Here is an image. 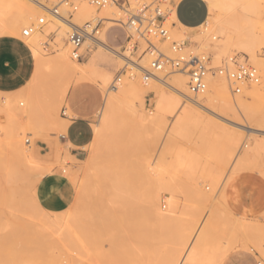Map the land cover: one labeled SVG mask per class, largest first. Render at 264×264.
Here are the masks:
<instances>
[{
  "label": "bare ground",
  "instance_id": "1",
  "mask_svg": "<svg viewBox=\"0 0 264 264\" xmlns=\"http://www.w3.org/2000/svg\"><path fill=\"white\" fill-rule=\"evenodd\" d=\"M76 5H77V10L73 15L74 23L87 19L93 13H96L95 11L96 9L88 5L85 1H79V4ZM115 6L116 5L114 4H110L102 8V10H99L101 11L100 12L101 17L99 16L95 18L105 19L107 23H109V26H107L104 29L102 34H100L101 36L97 37L96 40L94 41L86 40L84 42L83 45L87 46V49L90 48L93 43H96L98 45L97 47L99 48L98 49L96 48V50L93 51V53L90 55V58L86 62L79 63L76 62L75 59H72L70 57V46L66 41L67 30H68L67 25L61 23L58 19L47 15L41 6L36 5L33 2L29 1V3L26 4L23 2V0H0V31L7 33V35L18 36L19 30L22 26H25V28L26 27L31 28L30 35L28 37H22V38H24V40L29 44V47L32 50L33 55L35 57V68L32 77L27 82V84L23 88L15 92H9V93L0 92V138L4 135L3 137L5 139V144L7 143L8 144L7 146H9V148L12 149L13 152L16 153V155H18V157L23 161L24 165L27 166L28 169H30L33 172V176H32L33 179L29 180V184L27 183L28 185L27 192L29 194L28 206L33 211V215H29L28 219L31 222H38L40 224L48 225L49 231L53 233V237L55 235L57 236L56 238L58 237L61 238V236H63L65 238L64 242H67L66 237H68L70 241L67 243H69L68 245L71 246V250L73 254L72 255L73 264H100V262H102L101 260L99 262L101 249L99 250V246H98L99 238L97 240V237H99L98 229L100 225L99 223L100 211L98 212L96 211L98 215L97 214L94 215L92 212V214L95 216L94 219V216L90 213L91 210L87 212L85 207L78 204L80 202L78 201L77 207H75V210L73 212H69L65 214V216H62L61 213L55 216L54 218L50 219L48 213L42 210L41 207H39V205L37 204L34 196V189H35V184L40 180V178L43 176L44 171L46 170L43 168L44 161L46 159L40 156L36 152L35 140L36 138L37 139L40 138V137L38 138V136L43 135V134L41 135L40 133V131H42L43 129L41 122H43V125L46 124L47 125V126L45 125L46 127H51V125L54 126V122H53L54 119L49 115L48 116L49 119L51 118L49 121L48 117H46V115H48L46 112H50L51 109H53L56 102L58 103L57 105L59 104L62 105V103L65 105V97L67 91L70 88V86L74 83L73 80L75 76L78 77V79L75 82L82 81V79L90 80L93 78H99L98 80H100V82L103 85L106 86L109 85L108 90H106L107 93H109L108 92L109 89L117 91V88L121 87L124 93L135 95L138 98H141L143 93H145L146 90L150 88L160 95V99L157 104L158 110H160L163 113H169V114H172L174 111L178 109L180 110V114L176 120L175 127L174 128L172 127L174 130L170 129V131L173 130L172 131L173 133L175 132L179 133L180 131L186 128L189 129L192 127H196L204 122H209V123L211 122L213 126L215 125L220 129V132H222V136L225 137L227 134L228 135L230 134V138L228 137L229 139L226 141V146L223 147L221 151L222 161L229 164V168L227 172L225 173L224 177H222L221 171H217L215 175L209 176L210 182L209 184L207 183L208 185L204 187L202 185V181L203 183L205 182L206 179L205 177L204 180L202 179V181L192 182L191 180L192 183H188L187 185H185L186 190L184 193L185 197L183 201V210H189V212L192 211L190 214L191 218H190L189 227L178 238L175 246L171 250L166 252V255L163 256L165 258L163 259V257H161V259H163L164 261L159 260L160 259L159 258L158 261H160V263L157 262L156 264H221L224 257L230 251L236 249L235 243L238 242L239 239L236 238L238 236L237 232L240 231L241 233H243V235L242 234L241 235L244 236L243 238H245L247 232L248 234H251V231H253V228L250 230V227L254 225V220L252 217L249 216L251 212L248 208L241 206L240 212L235 214L233 213L239 202V196H238L239 187L236 180H237V174L240 172L237 173V171L239 169V166H241L240 164H242L246 160L247 163H250L248 164L250 166H252L253 163L255 164L254 160L253 161L250 160L249 162L248 160L250 157L258 155L264 149V144L260 140L243 138V136L239 132L234 133V131L225 127L224 125H219L218 123L214 122L215 120L213 121L211 117H208L207 115H206L207 117H205L204 114L207 113L209 114V116L211 115L215 119L221 121V123L229 125L230 127H235V129H236V126H234L235 124L241 125L237 122L241 116L248 121L249 120L254 121V119L247 113L245 104L240 97L236 99L234 102L231 101L225 81L221 77L216 76L215 73L208 74L206 76L205 82L207 85L206 87L207 90L205 89L206 91L205 104L201 103L198 99H193L188 94V90H187L188 81L186 79L187 75L185 73H181V72H179V74L174 73L165 79V76H161L162 72H157L155 76H151L149 77V79L145 80L143 78V75L142 76L140 75V73H143L144 69L148 68V64H149V56L147 54L142 53L144 47L140 45L139 54H141L142 57L140 60H138V57L134 58V56H131L132 49L130 43L127 45L126 50L122 52L120 51L121 48L118 49L110 46L106 40L107 29L113 27L114 25L117 24L119 25L120 23L119 21H121L117 18L118 12ZM210 11L211 10L209 8V12ZM38 14H41V16L46 15L47 23L45 25L43 26L38 25L37 19L39 17L36 18ZM33 19H35L36 21H34ZM179 25L183 29L197 30L200 29L203 25L211 26V19L208 17L205 23H203L202 25L196 28H188L181 25L180 23ZM50 34L54 35L53 39L57 45H55L56 51H54L53 53L54 55L46 58L42 54L43 51L42 44H43V40L44 39L46 40ZM46 41H50V40L47 39ZM233 44L234 43L232 39L227 38L221 42L222 45L221 49L224 51L226 50L228 51L230 50ZM43 46L45 47V45ZM102 51H106L108 54ZM119 60L126 63V65L129 64L132 67H134L137 70V72H134L137 73L136 74L137 76L136 77L133 76V72L131 71L132 74H130V79L125 77V79H122V81L124 80L122 84H118L116 82L117 84H113L111 86L110 83L112 79L111 78L112 73L110 74V70L115 68L117 65L122 64L121 62H119ZM46 74H52L55 76L54 77L55 79L54 81H52L51 85H49L50 83L47 85L43 83L45 81V80L43 81L44 78L43 76ZM139 77L142 78L144 84L139 82L138 80ZM50 78L52 79V77ZM120 80L121 79H118L117 81L119 82ZM261 88L262 86L261 87L253 86L252 89L248 91V95L250 97L257 96L261 92ZM122 98H123L122 96L114 97V96H110L109 94L106 95L105 97L103 107L99 112L100 115L102 113L101 122L98 125H96L94 129V138L91 143L92 152L85 164V169H84L85 179L82 182L81 189L79 191V193H81L79 197L81 196L83 197V195H89L91 194V192L92 195L93 194L96 195V190L99 189L100 183L104 182L109 187V192L107 193V197H106L107 209L111 210L113 208L112 206H114L116 212L118 209L116 207L119 206L121 202L128 199L129 197H133V195L136 193L135 189L132 187L134 191L132 190L131 188L132 183L129 184V182H127L125 178L123 180V178L121 179L116 174L117 170L115 166L118 165L114 164L115 166L113 168L112 164L111 167L110 164L106 165L103 162L101 164L100 163L101 161H99L100 164H98V161L97 160L95 161V159H97L96 156H98L97 154L99 152H101L102 155L100 157L98 156V159H101L103 157L104 155L103 150H105L102 148L103 146L107 147V145L109 146L111 145V143H113L111 141V143L108 144V142H110L111 132L112 130L114 131L115 122L113 120L114 118L113 114H114V109L117 107V103L122 102L121 101ZM181 99H183V101ZM57 105H55L56 106L54 107L55 109L59 107V106L57 107ZM126 106L129 110L132 111L134 115L138 116V120L137 122H135L136 133L138 132L143 137L144 135L149 134L151 138H155L157 140H160V138L162 137L164 140L165 145L162 156L156 158L154 156H151V152H150V155H145L142 158L143 167L141 166L142 167L141 169H144V171L142 170L144 176L143 184L145 185V188L148 187L146 193L143 190L142 191L146 194V197L145 196L144 197L149 212H151V215H153L161 225L164 226L169 225L170 222H172L171 220L173 218H176V214L174 211L176 202L175 200H173L171 194L172 191L177 187L174 181L176 177L175 174L177 171L184 172L187 174L192 173L196 168L195 166L196 158L194 157V154L192 155L188 153L184 148L176 147L175 142H173V140L175 141L174 139L175 136L173 137V134L169 133L170 131L167 132L168 130L165 129V122L161 116L147 115L145 114V112L136 113V111L132 108L131 104H126ZM43 108L46 111L42 110ZM55 109L53 111H55ZM40 112L41 114H43L42 112L46 113L45 116L44 114L43 116L40 115L41 117L44 118V120L41 118V121L39 119L40 117L38 116V113ZM67 112L68 114H70L69 110H67ZM232 119H237V120H232ZM66 125H67V121L58 117L57 120H55L54 127L56 131L60 133H64L66 129ZM203 127H205V125ZM181 133H179V135ZM181 135H185V134H181ZM182 137L184 138V136ZM200 138L201 141L204 139L202 137ZM46 139L49 140L51 138L48 139V137H46ZM46 139L44 140L46 141ZM117 146L118 145H116V148ZM101 149L103 152L101 151ZM198 151H196V153ZM106 154H108V152ZM165 155H170L171 159L167 161L165 159ZM70 157L68 155L66 159L69 158L68 160L71 159L73 161L74 159ZM243 164L246 165V163ZM248 165L247 167H250ZM63 169L64 172L68 173L67 177L73 179L74 174L72 173L73 171L71 170V168L63 167ZM126 169H128L127 166ZM144 172H146L147 174L144 175L145 174ZM204 172L209 173L210 169L206 168ZM124 174L126 175L125 172ZM188 176L190 178L192 177L191 175ZM144 185L142 189L144 188ZM204 188L206 189L204 190ZM143 192L141 193L137 192L138 193L137 196L139 194H143ZM162 192L163 193L165 192L166 194L163 200L164 201L163 208H161L159 204V202L161 201L160 200L161 194H163ZM90 198L92 197L90 196ZM85 199L87 198L84 197L83 200ZM122 204L124 205L125 203ZM89 206L87 207V209L90 208ZM113 212H115V210ZM89 214H91L93 218L90 217ZM221 214L225 215V222L227 225H230V227L227 226L226 224L225 225L227 227L224 225L226 229L228 228L225 234L228 233L227 231H229V233L224 237L223 240H221L222 242L214 241L211 238L214 231V224L216 220L219 218V215ZM111 216H115V214H112ZM258 224L257 226L259 227L260 224L259 225ZM261 228L264 231L263 227ZM259 229L257 230L259 231ZM256 233L257 231L254 233L255 236L257 235ZM248 236L250 237L251 235ZM255 236L254 235L251 236L252 241H253V237ZM257 237L258 239L257 238L255 239L256 247H257L256 251H259L261 257H263L264 259V246L261 245L264 243V236H262V234H258ZM240 239L242 240L241 237ZM246 242L247 241L245 240V243ZM249 242L250 240H248V243ZM250 244L254 246L255 243L250 242ZM100 245H103V242ZM240 248L243 247L240 246ZM250 248L247 250H250ZM112 249H113L112 252L114 251L116 253L115 249L114 248ZM101 252H105V249L104 251ZM112 252L110 253L112 254ZM103 255L107 256L108 253L107 255L106 254ZM111 256H113V254ZM114 257L116 258V256ZM115 258L110 260V263L106 261L107 259L105 260L106 263L103 260L104 263L102 262L101 264H107V262L109 264H112L111 261H113ZM115 262L114 264H116Z\"/></svg>",
  "mask_w": 264,
  "mask_h": 264
},
{
  "label": "rangeland",
  "instance_id": "2",
  "mask_svg": "<svg viewBox=\"0 0 264 264\" xmlns=\"http://www.w3.org/2000/svg\"><path fill=\"white\" fill-rule=\"evenodd\" d=\"M29 1L32 2L31 0ZM29 1L23 0V2L26 4L29 3ZM59 1L60 0H47L49 5L56 4ZM79 1H84V0H76L75 3L79 4ZM146 1L150 2L153 0H146ZM170 1L171 4L164 6L167 9H170V12L167 16V20L164 23V25L169 30L171 40L186 41L187 44L185 50L186 52L191 51L196 54L204 53L209 57L210 67L213 69L220 66L226 59L232 56H236V58L240 62H246L247 64H250L258 69L260 75L259 82L244 84L241 87V92L239 94L232 93L230 84L228 83L225 77L215 74L216 76L221 77L225 81L228 89V94L232 102H234L239 97L243 100L247 113L254 119V121H250V120L248 121L241 116L237 121L241 125L235 124L234 125L236 126L235 129V127H230L229 125L221 123V121L215 119L211 115L209 116V114L207 113L206 114L203 113V114L205 115V117L207 116L211 117L213 121L215 120L214 122L218 123L219 125H224L225 127L231 129L232 131H234V133L239 132L243 136V138L260 140L264 144V136H263L264 135L263 132L264 131V0H205L208 3L209 8L211 10L209 12V18L211 19V26L203 25L200 29L197 30L183 29L179 25L175 14V5L177 4L178 0H170ZM129 2L131 3V5H134L136 3L134 0H129ZM117 6L118 5H116L115 8L117 12L120 14L119 16V14L117 13V18L125 22L124 13L121 11V9H119V6L118 7ZM62 9H65V7H62ZM99 10L102 9H96L95 10L96 13H93L89 18L75 23L81 25L82 23L90 20L91 18H95L99 16L101 17L100 15L101 11ZM39 16H41V14H38L36 18ZM35 19L33 20L36 21ZM73 22H74V18H73ZM107 26H109V23H107V21L103 19L97 37L101 36L100 34H102V32ZM23 28H25V26H22L19 30L18 36L20 37H22L21 31ZM0 35H7V33L0 31ZM53 36H54L53 34H50L47 37V39L50 41H46L47 39L46 40L44 39L46 43L43 40L42 54L46 58L54 55L53 53L54 51H56L55 45L57 44L54 42ZM227 38H231L234 44L232 45L230 50L224 51L221 49L222 47L221 42ZM130 39H131V41L129 42L130 44L134 43L135 41H138L140 42V45H142L143 47L145 46L143 41L138 39L136 35L132 34L131 31L127 29L122 23L121 24L119 23V25L118 24L114 25L107 32V40L109 45L114 48H118V49L121 48L120 51L122 52L126 50L128 41ZM50 42L53 43L51 44ZM155 42L161 47V49L165 53L169 55L172 54L169 49L170 47L169 41L161 42L156 40ZM43 45H45V47ZM97 46L98 45L96 43H93L92 46L87 49V46L83 45L81 49L83 52V57L80 60H76V62L79 63L86 62L90 58V55L93 53V51L96 50V48L97 49L99 48ZM102 52L108 54L106 51H102ZM139 53H140L139 51L132 52L131 56H134V58L138 57V60H140L142 55ZM119 62H121L122 64L120 63L121 65H117L115 68L110 70V74L112 73L111 75L112 79L110 83L111 86L117 83L122 84L124 81V80L122 81V79H125V77L130 79V74H132V72H133V76L135 77L137 76L136 75L137 73H134L137 72V70L134 67H132L129 64L126 65V63H124L121 60H119ZM174 73L179 74L178 71L167 70L165 72H162L161 76H165L166 79ZM140 75L142 76L143 74L140 73ZM43 77H44L43 81L45 80L43 83L45 85L49 83H50L49 85H51L52 81H54L55 79L54 78L55 76L52 74H46ZM50 77H52V79ZM140 78L141 77H139L138 79L139 82L144 84V81H142V78L140 81ZM77 79L78 77L75 76L73 82H75ZM98 79L99 78H93L90 80L82 79L81 82L95 86L99 90L102 100L103 97H106V95L108 94L114 97L122 96L123 98L121 99L122 102L117 103V107L114 109L113 120L116 125L114 124V131L112 130L111 132L110 142H108V144H110L111 141L113 143H111V145L109 146L107 145V147L103 146L102 148L105 149L106 152L105 150H103L104 151L103 152L101 149V151L104 153L103 157L101 158L102 160L98 159V156L100 157L102 155V153L99 152L97 154L98 156H96L97 159H95V161L97 160L98 164L100 163L102 164V162L106 165L110 164V167L113 165L112 166L113 168L115 165H118L115 166L117 170L116 174L121 179L123 178V180L125 178L126 181L129 182V184L132 183L131 188L133 187L135 189L136 195L134 194L135 196L133 195V197H129L128 199L124 200L117 207L115 205V207L118 208L117 212L116 209H114V206H112L113 208L111 210L107 209L106 197H107V193L109 192V187L104 182H101L99 185V189L96 190V195L98 198L96 197L95 194H93L95 195L93 196L92 192L89 195H83L84 194L83 193L82 194L83 197L82 196L79 197V195H81V193H79L81 189V184L85 179V171H84L85 164L92 152L91 150L92 144H91L89 145V147H86L85 149L86 155L85 158L82 160V162L72 161L76 169L75 171L71 169L73 171L72 173L74 174L72 179L74 186L73 199L71 201L70 207L66 211L62 212V216H65V214L69 212H73L75 210V207H77L78 201H80L78 204L85 207L87 212L91 210L90 212L91 214L93 212L94 215L95 214L98 215L97 212L100 211V219H99L100 225L98 229L99 237H97V240L98 238L99 240H101V241L98 240L99 250L101 249L99 262L100 260L102 262L104 260L105 262V260L107 259L106 261L110 263V260H112L113 258H115L114 256H116V258L114 259L116 262L113 260L116 264H156L157 262L160 263L158 259L160 258L159 260H163L165 258L163 256H165L166 252L171 250L175 246L178 238L185 230H187L190 224V218H191L190 214L192 211L189 212V210H183V201L185 197L184 193L186 190L185 185L192 182L202 181V179L204 180L205 177L206 178L205 182L203 183L202 181V185L204 187L208 185L210 182L209 176H213L217 173V171H221L222 177H224L225 173L227 172L229 168V164L222 161L221 151L222 148L226 146V141L230 138V134L229 135L227 134L225 138L224 136H222V132H220V129L215 125L214 127L211 122L210 123L212 126L210 125L209 122H204L201 123L202 126L200 124L196 127H192L189 129L186 128L179 132V133L182 132L181 134H185L186 136L181 134L179 135V133L178 132L176 133L175 131H174L175 133H173L172 131L174 130L173 128L175 127V123L180 114V110L178 109L174 111L172 114L163 113L160 110H158L157 104L160 99V95L157 94L153 89L150 88L147 89L146 92L143 93L141 98H138L135 95L124 93L121 87L117 88V91L109 89L108 91L109 93H107L106 90H108L109 85L107 86L103 85ZM118 79H121L120 80L121 83L120 81L119 82L117 81ZM186 79L188 81V77H186ZM91 80H93L94 82ZM253 86H260V87L262 86L261 92L255 97H250L248 95V91H250ZM187 90H188V94L193 99H198L201 103L205 104L206 91L197 97H193L189 92L188 85H187ZM181 100L183 101V99ZM57 104L58 103L56 102L55 105ZM126 104H131L132 108L136 111V113L145 112V114L147 115L161 116L165 122V129L168 130L167 132H169L170 129H173L169 133L173 134V137L175 136L174 137L175 141L173 140V142H175L176 147L184 148L188 153L192 155L194 154V157L196 158L195 160L196 168L192 173L187 174L184 172L177 171L175 174L176 177L174 181L177 187L172 191L171 194L173 200H175L176 202L174 207L176 218H173L171 220L172 222H170L169 225H165V226L161 225L156 220V218L153 215H151V212H149L147 203L145 201V197H146L145 193L147 192L148 187H146L147 188L146 189L145 185L143 184L144 176L142 170L144 171V169H141L143 167L142 158L145 155H150V152H151V156H154L156 158L163 155V149L165 145L164 140L162 137L160 138V140L151 138L149 134L148 135L150 136V138L147 134L144 135L145 138L138 132L137 134L135 130L136 128L135 122H137L138 116L134 115L132 111L127 108ZM55 105L54 107H56ZM54 107L53 109H51L50 112H46L48 115H46V113L44 112L42 113L44 114V116L46 115V117L50 115V117L54 119V121L53 120L51 121L54 122V126H55V120H57L58 117L59 118L63 117L64 111L66 115H68V112L63 103L62 105L61 104L57 105L58 108L56 109ZM54 109L55 111H53ZM42 110L46 111L44 108ZM43 114H41V112L38 113V116L40 117L39 118L40 121L41 118L44 120V118L41 117L43 116ZM101 115L95 114L92 122L93 123L92 127L94 129L96 125H98L101 122ZM232 120H237V119H232ZM41 123L43 129L49 131V129L51 128L50 131H55L57 132L58 135L61 134L60 132L56 131L55 127L52 126L51 124L47 123L51 125V127H46L47 126L46 124L45 126L43 125V122ZM204 125L205 127H203ZM3 136L0 138V264H61V263L73 264L72 263L73 254H72L71 246L68 245L69 243H67L70 241V239L65 236L67 238L66 239L67 242H64L65 238L63 236H61V238L58 237L59 238L58 239L56 238L57 236L54 234L55 236L53 237V233L49 231L48 225L40 224L38 222H31L28 219L29 215H33V211L28 206L29 194L27 192L28 190L27 183L29 184V180L33 179L32 177L33 172L30 169H28V167L24 165L23 161L18 157V155H16V153L13 152V150L10 149L9 146H7L8 144L7 143L5 144V139ZM182 136H184V138ZM200 137L204 139L201 141ZM115 144L118 145L117 148ZM196 151L198 152L196 153ZM62 152H63V148L60 145H57L53 153L49 155L50 161L49 162L47 160L44 161L43 168L46 170L44 171L43 175L49 173L53 169V167H55L57 164L59 165L60 161L58 159L60 158ZM107 152L108 154H106ZM261 152L256 156H252L253 159L252 157L249 158L248 162L250 160L251 161L254 160L255 162V164L253 163L254 165L252 164V162H251L252 166L248 165L250 163H247L246 160L245 162H243L246 163V165L242 163L245 167L242 164H240L241 166H239V169L242 170L238 169L237 171V173L240 172L237 174V180H236L238 187H239V183L242 182L248 183L250 185V190L248 191L247 200L246 201L243 200V202L238 204L235 210L233 211V213L235 214L240 212V208L242 205L250 206L252 208L253 220L255 226L252 225V227H250V230L253 228L251 234H248V232L246 233L247 235L244 234L246 235L245 238H243L244 236H242L243 233H241L240 231L237 232L238 236L236 238L237 239L239 238L238 239L239 243L236 242L235 243L236 249L232 250L227 255L225 264H233L234 262L233 258L238 252H242L245 255L246 254L250 255L255 259L256 264H261V263L264 264V259L263 257H261L260 252L256 251L257 247L255 241L256 238L258 239L257 237L258 234H262V236H264V231L261 228L263 227L264 229V149ZM165 159L169 161L171 159L170 155H165ZM62 161L65 163L68 160L66 158H63ZM99 161L101 162L99 163ZM247 165L250 167H247ZM126 166L128 169H126ZM206 168L210 169L209 173L204 172ZM63 170L64 169L62 166L61 172ZM123 171L126 173V175L124 174ZM144 173H145L144 175L147 174L146 172ZM64 175L67 176L68 173L64 172ZM188 175H191L192 177L190 178ZM37 183L35 184V187ZM143 185L144 188L142 189ZM205 189L206 188H204V190ZM140 191L143 192V194L145 195L139 194L137 196L138 193H141ZM34 196H35V189H34ZM90 196L93 198V200L92 198H90ZM139 196L143 198H140ZM165 196H166L165 192L161 194V198H160L161 201L159 202L161 208H163L164 206L163 200ZM238 196L239 199H242L240 195V190L238 191ZM84 197L87 198L85 199L86 201L83 200ZM122 203L125 204L123 205ZM87 204L88 206L90 205L89 207L91 209L90 208L87 209L88 207ZM108 210L110 212L111 211L113 212L115 210V212L110 213ZM91 214H89V216L93 218L94 215L92 214L93 215L92 216ZM112 214H115V216H111ZM48 215L49 218L52 219L58 214L51 215L48 213ZM107 215L110 216L108 217ZM258 223L260 224L259 227L257 226ZM225 224H226L225 215L223 214L219 215V218L216 220L214 224V231L211 237L212 240L221 241L229 233V231H227L228 233L225 234L226 230L228 229L224 227ZM227 226L230 227V225ZM257 229H259L260 232ZM256 231H257L256 233L257 235L255 236L254 233ZM248 235L255 236L253 237V241L251 240L252 237L251 236L249 237ZM240 237L242 238V240L240 239ZM105 240L108 243H106ZM245 240L247 241L246 243ZM248 240H250L251 243L254 242L255 243L254 246H252L250 242L248 243ZM114 241L116 242V244ZM102 242L103 245H100L102 244ZM239 245L242 246L243 248H240ZM244 245L245 247L246 246L248 247V248L246 247L247 249L251 247L250 250H247L244 247ZM261 245L264 246V243ZM112 248L115 249L116 253L114 251L112 252L113 250ZM104 249L105 252H101L104 251ZM110 252H112L113 256H111L112 254ZM103 254H106L108 257ZM161 257H163V259H161ZM62 258L65 260H63ZM113 261H111L112 264H114ZM102 262H100V264ZM108 262L107 264H109Z\"/></svg>",
  "mask_w": 264,
  "mask_h": 264
},
{
  "label": "crops",
  "instance_id": "3",
  "mask_svg": "<svg viewBox=\"0 0 264 264\" xmlns=\"http://www.w3.org/2000/svg\"><path fill=\"white\" fill-rule=\"evenodd\" d=\"M175 14L181 25L196 28L205 23L209 17V5L205 0H178L175 5ZM111 28L106 31V40L107 32ZM27 44L20 36L0 35V92L18 91L31 79L35 68V57ZM104 100L105 97L101 99L100 92L95 86L81 81L74 82L65 97V108L70 114L66 115L64 111L61 117L67 121L65 132L58 135L55 131L47 132L42 129L46 131L45 133L40 131L43 137L38 136L40 138L35 140L36 152L48 162L49 155L53 153L57 145L63 148L59 165L57 164L49 173L43 175L35 187L37 204L51 215L62 213L70 207L74 186L72 179L64 175V171L61 172V167H69L74 171L76 169L71 159L68 160V158L65 163L62 159L69 155L74 159L73 161L82 162L85 158V149L94 138L93 118L101 111ZM46 137L51 139L47 140ZM239 190L242 199H239L238 204L247 200L250 185L239 183ZM242 206L250 210L249 216L253 218L252 208ZM227 255L221 264H225ZM233 259V264H256L253 257L242 252L236 253Z\"/></svg>",
  "mask_w": 264,
  "mask_h": 264
},
{
  "label": "built area",
  "instance_id": "4",
  "mask_svg": "<svg viewBox=\"0 0 264 264\" xmlns=\"http://www.w3.org/2000/svg\"><path fill=\"white\" fill-rule=\"evenodd\" d=\"M41 6L50 17L58 19L68 26L66 41L70 46L72 59L80 60L83 57L82 46L86 40L94 41L99 34L100 25L103 19L94 18L85 21L81 25L73 22V15L77 10L76 0H60L56 4H48L47 0H31ZM95 9H102L110 4L118 5L125 15V22L119 21L132 34L145 44L142 53L149 56L148 68L143 71V78L149 79L157 72L167 70L185 73L188 77V89L193 97L204 93L206 89V76L215 73L226 78L230 84L233 94H239L241 87L248 83H258L260 80L259 71L256 67L240 62L236 56L226 59L216 68L210 67L209 57L204 53L186 52L185 40H171L169 30L164 25L170 9L164 7L171 4L170 0H134L131 5L129 0H84ZM65 7V9H62ZM37 23L43 26L47 23L46 15L39 16ZM173 25V24H172ZM31 28L26 27L21 31L22 37H28ZM132 37V36H131ZM156 40L170 43L171 55L165 53L155 42ZM131 41V39L128 41ZM132 52L140 51V43L135 41L130 44ZM28 142V141H26Z\"/></svg>",
  "mask_w": 264,
  "mask_h": 264
}]
</instances>
